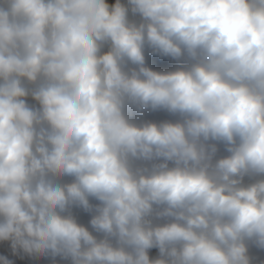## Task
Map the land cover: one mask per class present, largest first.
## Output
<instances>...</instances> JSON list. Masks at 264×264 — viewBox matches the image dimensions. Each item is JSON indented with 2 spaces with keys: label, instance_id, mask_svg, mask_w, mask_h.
Here are the masks:
<instances>
[{
  "label": "clouds",
  "instance_id": "1",
  "mask_svg": "<svg viewBox=\"0 0 264 264\" xmlns=\"http://www.w3.org/2000/svg\"><path fill=\"white\" fill-rule=\"evenodd\" d=\"M0 264H264V0H0Z\"/></svg>",
  "mask_w": 264,
  "mask_h": 264
}]
</instances>
